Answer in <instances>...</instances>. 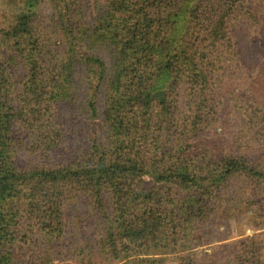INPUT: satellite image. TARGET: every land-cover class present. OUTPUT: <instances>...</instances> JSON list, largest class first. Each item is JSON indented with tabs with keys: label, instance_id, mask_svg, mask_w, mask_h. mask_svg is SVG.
<instances>
[{
	"label": "trees",
	"instance_id": "obj_1",
	"mask_svg": "<svg viewBox=\"0 0 264 264\" xmlns=\"http://www.w3.org/2000/svg\"><path fill=\"white\" fill-rule=\"evenodd\" d=\"M84 1L0 0V264H52L75 200L93 243L78 264H200L201 229L264 183V162L200 138L233 103L224 79L243 68L237 39L260 37L264 0ZM252 72L264 86V64ZM250 104L232 121L263 132Z\"/></svg>",
	"mask_w": 264,
	"mask_h": 264
},
{
	"label": "rangeland",
	"instance_id": "obj_2",
	"mask_svg": "<svg viewBox=\"0 0 264 264\" xmlns=\"http://www.w3.org/2000/svg\"><path fill=\"white\" fill-rule=\"evenodd\" d=\"M84 2L90 13L96 11L103 4L101 0H85ZM3 10L9 11L7 7L1 5L0 11ZM48 16L49 9L44 4L37 10L36 18L45 19ZM254 39H256L252 41L254 44L248 43L243 38L237 39L239 60H241L243 68L238 73H234L235 75L232 74L224 79L226 84L224 93L226 95L230 93L229 98L233 100V103L223 106L221 108L222 111H218L216 116L219 124L215 128H206L200 138L204 141V146H207L206 149L209 147V143L215 140L217 143L216 156H219L218 148L224 145L222 148L235 157L247 155L252 160L264 162V131L261 132L260 129L250 124L248 114L243 122L242 117L238 116L232 121L234 115L230 113L231 108L236 103L243 101L244 98L250 99V105H254V107H264V86H262V83L252 82V77L256 74L252 70L254 71L257 66L264 64V22L260 37ZM14 71L17 73L14 76L15 78L21 74L19 67H15ZM257 78L262 79L260 76ZM76 81L83 82L81 79H76ZM249 82L253 83V86H248ZM258 109L255 110L254 114L261 118L264 115V109L261 110L262 112L258 111ZM221 123L224 126H221ZM241 128L244 130L239 134L238 131ZM235 130H237L236 133H234ZM145 179L149 181L148 176ZM236 184H240V182ZM252 184L253 187L256 186V191L250 196V198L254 197V203L250 202L248 208L244 207L237 212L234 209L232 212H216L211 223L206 224L198 233V235L200 233L203 235L200 239L203 242L197 249V252L200 253L197 257L200 264L207 263L209 257H213V261L210 262H214V264H237L239 263L238 259L241 257H246L248 264H264V183L261 185L257 184V182ZM230 191V196L234 200L238 196L241 199L242 197H247L248 193V189L238 192L236 187ZM63 212L65 216V231L61 240L55 242L51 247L52 264H78L81 262L82 256H78L73 250L75 247L76 249L83 247V252L89 254L85 245H90L91 249L93 244L88 232L91 227L85 220L82 201L75 200L67 204L63 208ZM87 227L88 229L84 230ZM258 241H261V243ZM87 253H84L83 256L85 258L83 260L84 264L87 263ZM98 262L97 260L94 261L95 264ZM169 264L178 263L173 261Z\"/></svg>",
	"mask_w": 264,
	"mask_h": 264
}]
</instances>
